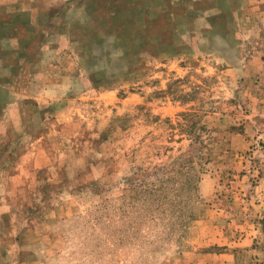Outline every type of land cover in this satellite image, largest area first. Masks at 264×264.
<instances>
[{
	"label": "rangeland",
	"instance_id": "obj_1",
	"mask_svg": "<svg viewBox=\"0 0 264 264\" xmlns=\"http://www.w3.org/2000/svg\"><path fill=\"white\" fill-rule=\"evenodd\" d=\"M264 0H0V264H264Z\"/></svg>",
	"mask_w": 264,
	"mask_h": 264
},
{
	"label": "crops",
	"instance_id": "obj_2",
	"mask_svg": "<svg viewBox=\"0 0 264 264\" xmlns=\"http://www.w3.org/2000/svg\"><path fill=\"white\" fill-rule=\"evenodd\" d=\"M262 203H264V202H262Z\"/></svg>",
	"mask_w": 264,
	"mask_h": 264
}]
</instances>
